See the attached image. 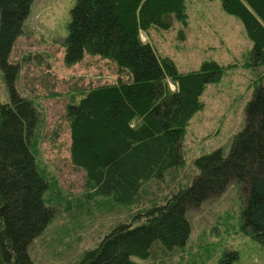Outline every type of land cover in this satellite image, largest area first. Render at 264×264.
I'll return each mask as SVG.
<instances>
[{
	"label": "trees",
	"instance_id": "1",
	"mask_svg": "<svg viewBox=\"0 0 264 264\" xmlns=\"http://www.w3.org/2000/svg\"><path fill=\"white\" fill-rule=\"evenodd\" d=\"M187 0H76L64 41L65 63L86 55L111 60L129 82L91 89L67 117L71 160L86 172L98 195L118 205L133 202L142 187L183 164L182 139L202 110L206 87L219 83L224 67L205 62L180 73L142 41L141 31L169 29L185 21ZM215 1V0H209ZM238 18L252 42L251 65L264 66V0H220ZM34 0H0V69L10 101L0 100V264H35L31 245L54 217L44 195L48 182L37 167L32 139L38 112L16 87L18 68L10 63ZM169 81L176 90L170 88ZM192 184L165 204L111 230L78 264H134L184 248L192 233L189 213L225 192L232 182L243 191L242 230L264 245V84L255 87L243 130L228 155L222 150L198 158ZM236 252L220 264H234Z\"/></svg>",
	"mask_w": 264,
	"mask_h": 264
},
{
	"label": "rangeland",
	"instance_id": "2",
	"mask_svg": "<svg viewBox=\"0 0 264 264\" xmlns=\"http://www.w3.org/2000/svg\"><path fill=\"white\" fill-rule=\"evenodd\" d=\"M75 4L76 0H34L9 59L18 68L20 96L31 100L38 112L32 146L49 186L44 200L54 212L31 245L35 264H78L115 227L190 186L199 174L198 158L217 150L229 154L245 126L255 87L264 84V66L251 65L253 45L242 22L226 13L220 0H187L184 22L173 19L167 30L141 31L142 41L160 60L170 59L180 73L198 71L209 61L220 64L225 73L219 83L206 87L200 98L202 110L186 128L183 164L145 184L130 204L118 205L113 197L98 195L86 172L73 165L67 110L91 89L129 82L131 76L99 56L86 55L82 62L66 65L64 41ZM169 84L175 91L176 86ZM0 100L10 101L1 69ZM243 196L239 184L230 183L225 192L190 211L192 233L184 248L155 260L134 257V264H220L229 252L238 254L234 264H264V245L242 230Z\"/></svg>",
	"mask_w": 264,
	"mask_h": 264
}]
</instances>
